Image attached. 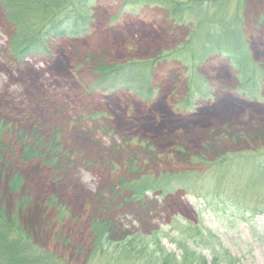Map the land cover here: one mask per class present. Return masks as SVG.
<instances>
[{
  "label": "rangeland",
  "instance_id": "obj_1",
  "mask_svg": "<svg viewBox=\"0 0 264 264\" xmlns=\"http://www.w3.org/2000/svg\"><path fill=\"white\" fill-rule=\"evenodd\" d=\"M239 1L220 0L223 14L210 9L211 21L224 15L230 22ZM243 1L238 25L248 44L247 86L244 72L215 54L184 66L174 59L190 56L182 48L195 16L183 25L162 9L137 17L95 0L85 14L86 37L51 40L50 57L19 62L9 55L12 32L0 7V199L14 213L5 178L20 175L30 203L18 223L34 246L66 264H126L112 254L125 237L159 230L167 236L163 246L180 255L172 237L202 223L240 264H264V216L243 218L220 199L264 207V179L254 166L264 159V0ZM158 59L150 101L126 90H93L100 67ZM27 148L35 156L26 161ZM181 172H194L189 185L167 193L134 201L126 190ZM94 221L110 224L103 256L93 253L88 237Z\"/></svg>",
  "mask_w": 264,
  "mask_h": 264
},
{
  "label": "trees",
  "instance_id": "obj_2",
  "mask_svg": "<svg viewBox=\"0 0 264 264\" xmlns=\"http://www.w3.org/2000/svg\"><path fill=\"white\" fill-rule=\"evenodd\" d=\"M94 1L0 0V7L5 14L6 24L9 25L12 32L8 44L9 55H14L19 62L33 57L47 58L50 57L51 53V40L86 37L90 33L91 24L90 21L86 20L85 14ZM110 1L117 5L118 11L137 17L145 16L150 10L162 9L167 12L171 20L186 25V18L195 16L197 24L190 31L188 44L182 48L184 52H191L192 54L188 53L190 56L186 58L174 57V59L179 60L182 66L191 61L199 63L207 57V54L212 53L219 56L220 59L228 61L232 67L239 68L241 73L246 69L242 61H245L244 54L248 44L241 27L238 25V22H241L239 11H241V6L245 1H239L236 14L233 15L230 22L225 21L227 17L224 15L222 18H215L216 20L211 21L214 12L210 9H217L219 13L224 10L220 0H209L204 3L200 1L180 2L178 0ZM204 26L206 27L204 28ZM192 42L199 45L197 47L191 46ZM159 61L158 59L146 64L100 67L95 73L97 80L93 90L97 89L108 93L126 90L141 100L150 101L155 93V87L153 88L151 83L152 73ZM240 79L246 81L244 86L250 85L251 79L249 76H245V72ZM2 130L4 131V128ZM2 130L0 128V134H2ZM4 149L0 136V174L1 169H3ZM34 156V149L29 150L27 148L24 150V160H30ZM262 156L260 155V157ZM254 166L255 170L260 169V174L263 175L262 179H264L263 157ZM192 173L181 172L177 173V177L159 181L144 178L141 184L133 182L126 185V190L132 191L134 201H140L143 200L147 192L159 190L167 193L175 185L180 187L181 185H189L190 179L187 175ZM182 179L186 181L176 183ZM5 180L7 190L14 198L15 210L14 213L8 214L4 200L0 199V264H66L53 254L33 245L30 236L18 223V213L23 212L30 203V198L26 194L23 195L22 179L20 175L15 174L9 181L7 178ZM220 195L226 194L219 192ZM227 198V200L220 198L223 200L221 202L225 203L229 210L237 212L243 218L253 215L264 216V207L258 206V209H254L239 198ZM51 205L56 207L54 202ZM212 211L216 213L214 209ZM109 227L110 224L102 221H94L90 226L88 237L92 244L93 253L103 256L105 252H108ZM164 238L167 236L159 230L151 232L147 237L127 236L122 241L115 243L112 254L117 256L115 260L123 259L126 264H240L222 246L218 237L210 230L205 229L202 223L187 224L177 238L172 237L171 243L176 246L180 255L168 251L163 246L162 239Z\"/></svg>",
  "mask_w": 264,
  "mask_h": 264
},
{
  "label": "clouds",
  "instance_id": "obj_3",
  "mask_svg": "<svg viewBox=\"0 0 264 264\" xmlns=\"http://www.w3.org/2000/svg\"><path fill=\"white\" fill-rule=\"evenodd\" d=\"M90 179L91 177H85V183H87Z\"/></svg>",
  "mask_w": 264,
  "mask_h": 264
}]
</instances>
